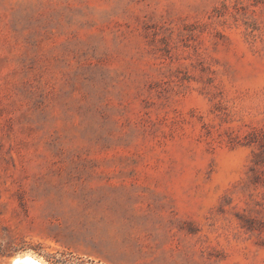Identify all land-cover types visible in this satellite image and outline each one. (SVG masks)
Listing matches in <instances>:
<instances>
[{
  "label": "rangeland",
  "instance_id": "1",
  "mask_svg": "<svg viewBox=\"0 0 264 264\" xmlns=\"http://www.w3.org/2000/svg\"><path fill=\"white\" fill-rule=\"evenodd\" d=\"M263 130L264 0H0V264H264Z\"/></svg>",
  "mask_w": 264,
  "mask_h": 264
},
{
  "label": "trees",
  "instance_id": "2",
  "mask_svg": "<svg viewBox=\"0 0 264 264\" xmlns=\"http://www.w3.org/2000/svg\"><path fill=\"white\" fill-rule=\"evenodd\" d=\"M254 142L258 143V149L257 152L253 154V160H252L253 163L251 170H254L255 167L264 168V130L257 138L254 139ZM255 178L257 179L259 178V176L255 175ZM6 254H7V249H5L4 247H0V256H4Z\"/></svg>",
  "mask_w": 264,
  "mask_h": 264
},
{
  "label": "bare ground",
  "instance_id": "3",
  "mask_svg": "<svg viewBox=\"0 0 264 264\" xmlns=\"http://www.w3.org/2000/svg\"><path fill=\"white\" fill-rule=\"evenodd\" d=\"M12 264H49V263L44 261L41 257H38L32 253H25L23 256L16 258L12 262Z\"/></svg>",
  "mask_w": 264,
  "mask_h": 264
},
{
  "label": "water",
  "instance_id": "4",
  "mask_svg": "<svg viewBox=\"0 0 264 264\" xmlns=\"http://www.w3.org/2000/svg\"><path fill=\"white\" fill-rule=\"evenodd\" d=\"M25 253H27V252H22V253L14 254L13 256H11V257L8 258V262H7L6 264H12V262H13L16 258L23 256Z\"/></svg>",
  "mask_w": 264,
  "mask_h": 264
}]
</instances>
